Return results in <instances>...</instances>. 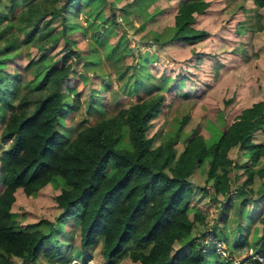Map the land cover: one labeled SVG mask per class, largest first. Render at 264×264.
Returning <instances> with one entry per match:
<instances>
[{
    "label": "trees",
    "instance_id": "16d2710c",
    "mask_svg": "<svg viewBox=\"0 0 264 264\" xmlns=\"http://www.w3.org/2000/svg\"><path fill=\"white\" fill-rule=\"evenodd\" d=\"M253 1L258 7H264V0ZM207 5L199 0L185 1L178 10L173 37L186 42L207 38L210 35L207 30L191 26L195 20L193 13L201 12ZM81 6V0H7L5 6L0 4V39L12 29L9 21L21 22L28 38L38 35L41 39H50L56 26L50 25L47 16H59L58 25L65 37L64 45L49 66L39 60L37 72L28 81H35L38 74H43L36 85L29 86L17 102L6 108L0 102V185L3 186L0 191V264H14L15 257L22 258L23 264H40L41 259L48 264H68L72 259L73 233L62 238L60 221H75L84 261L92 258L87 251L101 245L100 252L108 264L126 255L141 264H235L234 259L213 263L208 256L209 250L203 251L207 234L219 236L214 230L218 220L209 226L208 233L192 236L197 224L209 225V214L195 210L191 213L195 190L190 178L196 166L207 159L206 182L211 184V198L220 208L218 219L228 217L236 191L248 190L249 195L242 197V208L254 200L250 188L253 177L255 174L264 176V140L255 138L264 132V101L246 108L242 116L210 145L197 134L188 138L185 147L177 151L175 143L188 117L186 114L176 134L165 144L153 147V138L148 132L165 101L160 91L162 83L155 84L150 75L144 77L140 68L145 66L137 58L133 64L125 65V57L133 53L130 51L121 54L119 59L124 72L135 73V90L153 86L157 89L148 98L108 117H98L67 136L63 131V127L67 128L65 119L76 113L82 103L78 98H69V92L76 88H64V82L77 72L69 59L94 51L90 50L91 46L83 50L73 48L75 40L68 38L74 32H70L68 14L78 13ZM24 11L26 14L22 16ZM115 16L113 13V20ZM98 34L94 35L96 41L108 42L98 38ZM19 46L17 38L6 40L0 53ZM40 48L42 58L48 46L42 44ZM93 48L98 53L94 54L92 65H101L100 50ZM106 53L107 59L112 60L113 50ZM10 75L0 69V94L6 99L16 92L11 91L14 79H10ZM15 75L23 81L22 73ZM110 86L111 81H107L103 89ZM91 92L94 95L97 89ZM92 99L91 96L88 100ZM96 101L89 106V114L98 109ZM233 147L249 152L250 159L255 162L263 158L260 168L243 165L246 178L234 191L229 175L233 167L240 164L230 155ZM58 179L62 181L61 191L55 196L59 215L53 220L43 218L23 224L12 210L17 191L21 189L25 195L32 196ZM199 188L206 192L204 186L199 185ZM220 196L226 197L222 200ZM259 223V237L252 245L245 237L237 239L235 246H231L227 238L219 237L227 242L228 249L242 246L245 252L252 246L257 253H262L264 212ZM241 261L238 264H242Z\"/></svg>",
    "mask_w": 264,
    "mask_h": 264
},
{
    "label": "rangeland",
    "instance_id": "374dc122",
    "mask_svg": "<svg viewBox=\"0 0 264 264\" xmlns=\"http://www.w3.org/2000/svg\"><path fill=\"white\" fill-rule=\"evenodd\" d=\"M81 1L80 11L68 14L70 32L74 31L68 38L75 40L72 43L73 48L83 50L91 46L90 50L94 51L85 56V53H80L79 57L72 56L69 59L77 72L64 82V88H76L77 91L69 92L72 94H69V98H78L82 103L76 113L65 119L67 128L63 127L64 130H61L67 136H72L76 130L91 124L98 117H108L123 107L148 98L157 89L153 86L135 90V73L128 70L124 72L119 59L121 54L130 51L133 53L125 57V65L133 64L137 58L142 66H145L140 68L143 69L144 77L150 75L155 84L160 81L162 83L160 91L164 93L165 101L148 132L153 138V147L165 144L173 137L186 114L188 117L175 143L177 151L180 152L185 147L188 138L197 134L202 135L210 145L242 116L246 108L255 102L264 101V7H258L253 0H199L208 5L201 12L193 13L195 20L191 26L197 30L205 29L210 35L191 42L179 41L173 36L177 28L175 22L179 8L185 1L192 0ZM6 3L7 0L0 2L1 6ZM113 13L116 14V20L112 19ZM25 14L26 11L21 15ZM46 20L51 26H56L48 41L38 35L28 38L25 26L15 21H9L12 29L0 39V47L6 40L13 38H17L20 43L17 49L0 53V60L4 58V61L0 62V69L11 74L10 79H14L11 91H16L14 96L7 99L0 94V102L5 108L17 102L25 90L29 86H35L42 77L43 74H38L35 81L28 82L37 72V66L41 63L39 60L42 59L44 65L49 66L55 54H58L64 45L65 37L61 35V25H58L59 16H47ZM97 32L100 35L98 38L108 42L102 44L96 41L94 35ZM60 36L62 37L59 38ZM57 38L58 43H55ZM42 44H47L48 49L41 58ZM51 45L54 47L51 48ZM93 47L100 50L101 65H92L94 54L98 53ZM108 50H113L112 60L107 59V53L105 55ZM87 61L91 62V66ZM16 73L24 75L23 81L16 77ZM107 81H111V86L105 90L103 85ZM91 89H97V92L93 95ZM76 92H79L78 96L75 95ZM91 96L94 99L88 100ZM95 101L98 109L89 114V106ZM255 138L263 141L264 132L258 133ZM230 155L234 162L240 164L239 167L234 166L229 175L233 180L231 189L234 191L246 178L243 165L247 163L254 169L260 168L263 158L255 162L250 159L249 152L238 147H233ZM206 160L196 166L190 178L195 190L191 213L194 210L207 211L209 225L197 224L193 228L192 236H202L210 230L209 226L218 220L214 230L219 236L227 238L231 246H235L234 243L240 237L247 238L249 245H252L259 237V218L264 212V176L254 175L250 185L254 200L249 205L243 208L241 205L242 197L249 195L248 190L236 191L228 217L218 219L220 208L216 207L211 198V184L206 182ZM199 185L204 186L206 192L200 189ZM61 186L60 179L54 180L32 196L25 195L19 189L12 210L23 224L43 218L53 220L60 213L55 196L60 193ZM2 188L0 185V191ZM225 197L220 196L222 200ZM74 224L75 221H60L59 224V227L64 229L67 225L70 235L73 233L71 260L76 259L81 264H108L100 252L101 245L86 252L92 254L90 260H83L79 229L73 231ZM179 246L176 244V248ZM63 248L66 249L67 245ZM231 250L233 259L245 258L242 246L235 249L233 247ZM208 256L213 263L225 261L224 257L212 249L208 251ZM23 261L22 258H14V264H23ZM119 263L141 264L132 261L128 255L111 264ZM40 264L48 262L41 259Z\"/></svg>",
    "mask_w": 264,
    "mask_h": 264
},
{
    "label": "built area",
    "instance_id": "2783aa9c",
    "mask_svg": "<svg viewBox=\"0 0 264 264\" xmlns=\"http://www.w3.org/2000/svg\"><path fill=\"white\" fill-rule=\"evenodd\" d=\"M203 242V251L214 249L217 254L224 257L225 259H233L230 251L227 248L226 242L223 239L218 238L213 234H207ZM243 253L245 254V259L241 261L240 259L234 258L235 264L240 263V261L242 262V264H264V251L262 253H257L252 246H249ZM68 264H81V262L74 259L71 260Z\"/></svg>",
    "mask_w": 264,
    "mask_h": 264
},
{
    "label": "crops",
    "instance_id": "0c3cea01",
    "mask_svg": "<svg viewBox=\"0 0 264 264\" xmlns=\"http://www.w3.org/2000/svg\"><path fill=\"white\" fill-rule=\"evenodd\" d=\"M33 223V222H32ZM68 223V222H67ZM59 227V226H58ZM60 229H62L63 230V234L62 235H60L62 238H64V237H66V236H72V235H70V229L67 227V225H66V227H65V229L64 228H61V227H59ZM72 229H73V231H75L74 229H76L75 228V226L73 225V227H72ZM66 230V231H65ZM73 241V240H72ZM66 243H69V242H66ZM88 252V251H87ZM84 254V253H83ZM83 258V257H82ZM60 264V263H59ZM67 264V263H66Z\"/></svg>",
    "mask_w": 264,
    "mask_h": 264
}]
</instances>
